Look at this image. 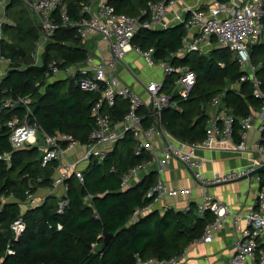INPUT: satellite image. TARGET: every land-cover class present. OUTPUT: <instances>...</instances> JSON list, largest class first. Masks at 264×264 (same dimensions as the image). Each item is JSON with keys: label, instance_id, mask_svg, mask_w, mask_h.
<instances>
[{"label": "trees", "instance_id": "16d2710c", "mask_svg": "<svg viewBox=\"0 0 264 264\" xmlns=\"http://www.w3.org/2000/svg\"><path fill=\"white\" fill-rule=\"evenodd\" d=\"M71 17H79L83 0H67ZM160 0H109L119 14L141 16L149 2ZM21 3L13 1L8 8ZM23 12L26 11L23 7ZM27 12V11H26ZM13 25H4L1 43L3 53L13 60L12 68L0 87V105L3 100L18 97L32 99V117L49 135L68 134L83 145L91 142L96 128L92 109L99 101L100 93L80 89L76 81L59 79L49 81L47 63L64 59V64L85 61L89 51L75 30L60 27L59 31L45 44L42 66H34L31 54L41 32L36 26L29 27L27 35L32 39L30 50H17V41H24V28L9 13ZM187 36L184 25L161 31L140 30L132 44L143 50L155 49L156 61H168L174 67H190L198 77L197 85L188 98L175 92L178 78L165 77L163 91L171 96V105L164 109L161 123L180 141L199 143L207 136L210 121L207 109L215 96L227 90L225 108L236 117L234 124L235 142L241 140L240 119L261 110L263 101L256 98L250 82L241 83L244 73L234 54L222 47L214 48L209 54L200 52L177 55L183 48ZM30 51V52H29ZM254 65H262L257 75L264 92V45L251 48ZM21 67H25L21 69ZM237 88H232V86ZM129 103L119 99L107 112L114 123H122L129 112ZM145 126L150 123L148 110ZM24 105L5 109L0 120V157L11 153L10 161L0 158V264H137L142 259H166L180 256L190 245L204 235L207 225L216 217L211 212L199 214L197 205L191 204L189 212L173 208L159 210L132 222L136 208L153 200L147 197L149 190L158 182V173L150 172L138 184L124 189L122 177L149 156L135 155L137 142L133 134H127L116 142L106 159L98 163L90 161L83 169L84 182L75 176L66 181L69 205L63 214L58 213L59 196L51 195L47 203L35 209L25 210V199L29 192H38L52 186V176L59 162L43 165V153L38 147L13 151L7 122L13 118H26ZM5 199L6 201H1ZM20 215L27 230L14 240L13 222ZM58 225L62 229H58ZM113 235L108 244L104 236ZM11 250L14 255L9 254Z\"/></svg>", "mask_w": 264, "mask_h": 264}, {"label": "built area", "instance_id": "2783aa9c", "mask_svg": "<svg viewBox=\"0 0 264 264\" xmlns=\"http://www.w3.org/2000/svg\"><path fill=\"white\" fill-rule=\"evenodd\" d=\"M13 1L21 3L41 32L40 40L35 43V49L31 54L34 66H42L45 44L59 31L60 27L75 30L77 36L83 41L100 35L110 49L107 59L89 53L85 61L74 64H64V59L47 63L45 76L49 81L61 76V79L76 81L83 91L100 93L101 98L92 109L96 128L91 135V142L87 145L81 144L73 136L65 133L54 136L44 133L35 117L31 116L32 99L30 97L2 101L0 120L1 113L5 109L15 108L18 105H24L27 109L26 118L13 117L7 122L13 151L28 146L38 147L43 153V165L52 161L59 162V168L52 176V186L38 192H29L24 201L25 210L43 206L47 203L49 196L58 195V213L63 214L70 202L67 199L69 187L66 181L75 176L79 182H84L83 169H79L76 163L62 165L60 162L63 157L72 150L84 149L82 162L101 163L110 152L102 147L112 148L116 142L130 133L137 142L135 155L145 154L149 158L148 161L133 167L131 171L123 175L124 189L130 188L132 180L137 179L148 167L159 165L164 170L170 160L183 163L191 172L197 187L202 190L237 180H251V177L255 176L251 174L264 167V92L257 75L262 65H254L251 58L252 46L264 45V0H160L149 2L139 17L119 14L109 0H83L79 8L80 15L76 19L71 17L67 0H0V87L13 66L12 58L7 57L1 47L4 25L14 24L7 14V9ZM179 24L187 29V36L183 40L184 46L179 53L200 52L207 55L216 46L231 51L244 73L241 83L250 82L255 97L263 101L261 110L240 119L242 129L241 140L238 143L234 140V124L237 119L227 112L223 102L228 94L227 90L215 96L210 103L215 113L210 118L205 140L189 143L178 140L161 123L164 109L171 105V96L162 93L165 79L162 82L152 80L145 84L144 91L148 96L146 100L132 87L120 84L118 67L121 63H126L124 60L128 52L134 51L147 66L159 69L164 78L170 75L178 78L175 87L177 95L183 98L191 95L190 93L197 85L198 77L190 67L177 68L168 61H156L154 48L143 50L132 44L140 30L161 31ZM24 68L21 67V69ZM129 70L132 69L129 68ZM132 74L137 76L135 72ZM232 88L237 86L233 85ZM119 99L129 103V112L122 123H114L112 115L107 110L114 107ZM143 109L148 110L151 117L147 126H145L146 116L139 113ZM255 119H258V125L255 124ZM252 129L260 134L255 145L248 143ZM154 137H158L161 144L154 142ZM217 143L230 144L232 151L249 158L250 165L220 172L211 177L205 175L206 162L200 156V152L214 149ZM11 154L12 152L6 153L0 158L10 161ZM258 182L261 183L262 178L258 177ZM190 193V189L177 191L158 180L147 194V197L153 201L146 206L136 208L132 222L138 221L153 211L154 205L166 197L178 195L187 197ZM256 195L255 207L244 215H239L234 212L233 207L228 206L220 198L207 193L203 194V199L197 206L199 214L211 212L216 217L213 223L206 226L204 235L198 242H213L228 217H233L234 224L238 225L239 234L234 243L235 252L224 264H264V185L260 187ZM190 209L191 204L188 203L182 212H189ZM240 216H244L245 219L243 227L239 226L238 217ZM58 229L61 230L62 226L58 225ZM26 230L27 224L20 215L12 225L14 240L18 241ZM187 250L186 248L183 254L168 260L142 259L137 256V264H180ZM8 253L14 255L11 250Z\"/></svg>", "mask_w": 264, "mask_h": 264}, {"label": "crops", "instance_id": "0c3cea01", "mask_svg": "<svg viewBox=\"0 0 264 264\" xmlns=\"http://www.w3.org/2000/svg\"><path fill=\"white\" fill-rule=\"evenodd\" d=\"M83 43L89 53L97 54L106 59L110 55L109 45L102 41L100 35H95L93 38L83 41ZM215 48H218V46ZM184 54L185 53H179V55ZM124 62L126 63H121L118 67V76L121 79L120 84L132 87L145 100L148 97L144 91L145 84L152 80L162 82L165 79L159 69L147 66L146 62H144L143 59H141V57L134 51L128 52ZM129 68L132 70L130 71ZM133 72L137 74L136 77L132 74ZM207 111L210 118H212L215 111H213L211 106L207 109ZM258 123V119H255V124L258 125ZM259 138V132L252 129L249 133L248 143L250 145H255ZM153 139L154 142L161 144L158 137H154ZM102 148H106L110 151L113 150V147L111 148L110 146ZM83 155V150L81 149L72 150L63 157L60 163L62 165L67 163H76L79 169H85L87 167V162L84 163L81 161ZM200 156L206 162L204 174L209 177L220 172L234 170V168H245L251 163L246 155L232 151L231 145L227 143H217L214 149L201 151ZM150 172H157L158 180H161L171 189L181 191L187 188L191 190V193L187 197L184 195L166 197L161 202L155 204L153 210H159L162 213L167 211L169 208H173L177 211H183L188 203H195L198 206L203 199V194L207 193L220 198L228 206L233 207L234 212L239 213V215H244L255 207V201L257 198L256 194L260 187L264 185V177L262 175L264 172H261L251 177V180H237L233 183L220 184L207 190H202L197 187L196 181L193 179L188 168L183 163L181 164L175 160H170L168 166L164 170H162L159 165L148 167L147 170L140 173L137 179L132 180V185L138 184L144 177L149 175ZM258 177L262 178L261 183L258 182ZM238 220L239 226H245L244 216L238 217ZM238 234L239 229L238 225L234 224V218H226L213 242L205 243L202 241L190 245L187 248L188 250L185 258L180 262V264L227 263L235 252L234 243Z\"/></svg>", "mask_w": 264, "mask_h": 264}, {"label": "rangeland", "instance_id": "374dc122", "mask_svg": "<svg viewBox=\"0 0 264 264\" xmlns=\"http://www.w3.org/2000/svg\"><path fill=\"white\" fill-rule=\"evenodd\" d=\"M8 9H9V13L11 15H14V17L16 19H18V21L22 22L23 28H24V31H25L24 37H23L24 41H17L16 45H15V48H17V50H19V51L24 50L25 48H28V50H30L31 49L30 46L32 45L33 41L27 35L29 34L28 28L29 27H35V24H34L32 18L30 17V15L26 11L23 12L22 7L19 6V5H16L15 7H11V8H8ZM60 77L58 76L56 78H52V79H50V81H52V82L58 81ZM262 175L264 177V173H262Z\"/></svg>", "mask_w": 264, "mask_h": 264}, {"label": "water", "instance_id": "95a60500", "mask_svg": "<svg viewBox=\"0 0 264 264\" xmlns=\"http://www.w3.org/2000/svg\"><path fill=\"white\" fill-rule=\"evenodd\" d=\"M261 172H264V167H262V168L256 170L253 174H251V176H253V175H255V174H258V173H261ZM251 176H250V177H251ZM111 238H113V235L106 234V235L104 236V244H108Z\"/></svg>", "mask_w": 264, "mask_h": 264}]
</instances>
